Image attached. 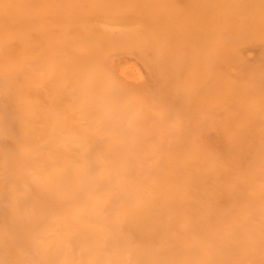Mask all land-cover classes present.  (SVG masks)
<instances>
[{
	"label": "rangeland",
	"instance_id": "rangeland-1",
	"mask_svg": "<svg viewBox=\"0 0 264 264\" xmlns=\"http://www.w3.org/2000/svg\"><path fill=\"white\" fill-rule=\"evenodd\" d=\"M69 2L0 0V264H264V0Z\"/></svg>",
	"mask_w": 264,
	"mask_h": 264
},
{
	"label": "bare ground",
	"instance_id": "bare-ground-1",
	"mask_svg": "<svg viewBox=\"0 0 264 264\" xmlns=\"http://www.w3.org/2000/svg\"><path fill=\"white\" fill-rule=\"evenodd\" d=\"M69 1H71L72 2V4H73V0H69ZM98 1L99 0H93V7H92V9H90V12H92L93 13V11H97V7L95 8V5L96 4H98ZM225 0H183V9H182V14L180 15L181 17H179L175 22H181V21H188V22H191V21H193V22H195V25L196 26H202V25H204V24H207V23H212L214 20H216V18H214V16L212 15L211 16V14H209L211 11H212V9H218V8H220L221 9V5H222V2H224ZM71 2H69V4L70 5H72L71 4ZM84 2V0H80V2H78L79 4L78 5H82V3ZM28 3V2H27ZM74 5V4H73ZM224 6V5H223ZM252 6V5H251ZM233 6H231V5H229L228 4V6H227V9H229V10H231V8H232ZM239 7H240V5H239ZM238 8V7H237ZM251 8V7H250ZM249 8V9H250ZM226 9V10H227ZM234 9H236V8H234ZM242 9V6H241V8H240V10ZM156 14H160V15H162V16H164V14L162 13V12H156ZM230 13H228V14H225V15H223L222 17L223 18H226V17H228V15H229ZM148 15V17L149 18H152L153 20H154V23L155 24H157V23H159V19H160V15H157V17L156 16H152V15H149V14H147ZM115 17H113V19H115V20H122V19H124V17L125 16H123V15H117V14H115L114 15ZM68 17H69V15H67L65 18H67L68 19ZM127 17V16H126ZM70 18V17H69ZM155 18V19H154ZM68 20H70V19H68ZM69 23H70V25L71 26H73V24H72V21H69ZM69 25V24H68ZM69 25V26H70ZM242 27H244V25H242ZM250 26H248L247 28L246 27H244V28H241L242 29V31L244 30V31H246L248 28H249ZM198 29V28H197ZM243 34H245V33H243ZM74 51H76V50H74ZM91 51V50H90ZM136 50H135V48H129L128 50L127 49H124L122 52L123 53H127V54H129V53H131L132 55H133V53L135 52ZM228 51V50H227ZM72 53H73V55H74V60H72V62H73V65H76V63L79 61V63H81V64H83V62H85V60H84V58L85 59H87L85 56L84 57H82V55H80V54H78V53H76V52H73L72 51ZM116 54H118V52L117 53H114L113 54V56L115 57V55ZM245 54H247L248 55V52L247 53H245ZM249 54H251V53H249ZM219 55V59L218 60H221V59H223V60H227L226 58H227V54L226 53H224V52H222L221 54H218ZM246 56V55H245ZM250 57V56H249ZM248 57V58H249ZM253 57V56H252ZM252 57H250V58H252ZM246 58V57H245ZM249 58V59H250ZM119 59H120V61H119ZM118 59V62H116L117 64L118 63H120L121 62V58H119ZM222 60V61H223ZM213 61V60H212ZM128 62V61H127ZM113 63V62H112ZM123 64L125 63V62H122ZM114 64V63H113ZM112 65V64H111ZM116 65V64H115ZM126 65V64H125ZM131 67V66H130ZM132 68V67H131ZM123 70H124V68H123ZM125 71V70H124ZM120 72H121V70H120ZM231 72V71H230ZM121 74H124V73H121ZM123 76H126V75H123ZM122 76V77H123ZM133 77V76H132ZM135 77V76H134ZM186 78V77H185ZM129 79H130V77H129ZM18 80V79H17ZM126 81H127V76H126V79H125ZM186 80V79H185ZM129 81V80H128ZM141 82V81H140ZM139 87H137V89H138ZM237 108H236V111H235V114L238 112L237 110H238V108H239V111H241L242 112V110H240V109H243V107H241V105L239 104V106H236ZM228 110V109H227ZM244 113V117L243 118H240L241 116H239L240 114H243ZM261 113V112H260ZM262 114V115H261ZM261 114H258V115H256V114H254V113H252V112H247V110H246V114H245V110L242 112V113H237L236 115V118L234 119V116H232L231 118H229V121H230V123L231 124H234L235 126V130L237 131V133H243V132H246V131H248L249 129H253L254 127H256V124L254 125V121H256V120H260V121H262L263 120V122H264V113H261ZM191 117V116H190ZM192 118V117H191ZM237 118H238V120H237ZM193 120V119H192ZM194 120H195V118H194ZM227 123L225 124V126H227V127H225V129H224V132H227L228 130H229V122L228 121H226ZM257 122V121H256ZM127 126V125H126ZM185 131V130H184ZM221 134V133H220ZM219 134V135H220ZM241 186V185H240ZM246 189V188H245ZM260 193H262L261 192V190H256V189H252L251 190V193H249L250 194V196H253V195H256L257 196V194H260ZM254 198H255V196H254ZM253 199V198H252ZM173 204V203H172ZM127 229V228H126ZM124 231V230H123ZM228 235V234H227ZM226 235V236H227ZM240 243V242H239ZM245 241L243 240V242L241 243V246H244L245 245ZM237 245V244H236ZM230 262L231 261H229V264H230ZM241 264H242V261L240 262Z\"/></svg>",
	"mask_w": 264,
	"mask_h": 264
}]
</instances>
